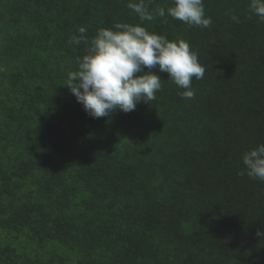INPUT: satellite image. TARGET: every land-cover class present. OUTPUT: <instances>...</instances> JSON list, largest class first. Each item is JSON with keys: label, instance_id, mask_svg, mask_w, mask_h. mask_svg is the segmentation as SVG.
I'll use <instances>...</instances> for the list:
<instances>
[{"label": "trees", "instance_id": "16d2710c", "mask_svg": "<svg viewBox=\"0 0 264 264\" xmlns=\"http://www.w3.org/2000/svg\"><path fill=\"white\" fill-rule=\"evenodd\" d=\"M128 2L0 0V264H264V182L238 175L264 143V23L249 0H204L209 28L144 21L198 54L194 98L157 66L155 100L94 119L68 41L141 23Z\"/></svg>", "mask_w": 264, "mask_h": 264}, {"label": "clouds", "instance_id": "9594fccd", "mask_svg": "<svg viewBox=\"0 0 264 264\" xmlns=\"http://www.w3.org/2000/svg\"><path fill=\"white\" fill-rule=\"evenodd\" d=\"M127 7L141 23L117 22L113 28H99L90 41L86 28L80 27L79 35L71 36L68 41L70 45L84 43L89 46L83 57H77L78 67L68 72L63 86L70 89L94 119L117 110L128 113L140 102L155 100L156 92L162 88L161 76L152 71L157 66L159 72L168 73V79L184 89L179 94L189 100L195 95L193 79L200 80L205 75V67L189 42L180 37L170 41L142 26L144 21H152L155 16L167 15L189 27L209 28L212 19L206 15L204 0H172V5L166 9L157 7L155 15L145 0H129ZM248 11L249 18L256 16L264 23V0H249ZM231 19L240 23L236 15ZM241 161L243 168L238 175L264 182V143L245 151ZM257 235L264 237V227L257 230Z\"/></svg>", "mask_w": 264, "mask_h": 264}]
</instances>
